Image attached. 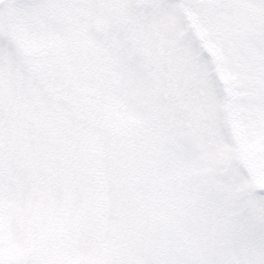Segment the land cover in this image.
Here are the masks:
<instances>
[{"label": "snow or ice", "instance_id": "snow-or-ice-1", "mask_svg": "<svg viewBox=\"0 0 264 264\" xmlns=\"http://www.w3.org/2000/svg\"><path fill=\"white\" fill-rule=\"evenodd\" d=\"M0 264H264V0H0Z\"/></svg>", "mask_w": 264, "mask_h": 264}]
</instances>
